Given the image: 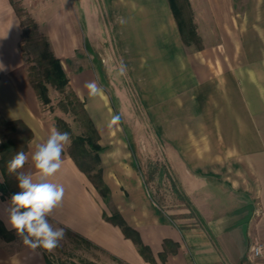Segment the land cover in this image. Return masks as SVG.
Instances as JSON below:
<instances>
[{
  "label": "crops",
  "instance_id": "obj_1",
  "mask_svg": "<svg viewBox=\"0 0 264 264\" xmlns=\"http://www.w3.org/2000/svg\"><path fill=\"white\" fill-rule=\"evenodd\" d=\"M27 1L23 0L25 7L47 36L62 65L81 49L80 31L67 9L70 1H77L83 22L79 27L83 31L86 29L83 46L93 53L88 37L94 28V17L104 11L116 27V36L123 45L119 54L135 82H152L160 91L158 84L163 80L154 79L151 70L164 71L172 60L179 62L176 77L188 70L192 80L195 79L191 89L196 97L197 111L176 112L172 118L171 114H165L163 119L170 118L177 126L174 132L165 133L169 138L165 154L195 211L194 223L175 224L159 214L134 170H129L131 177L121 180L123 196L104 176L103 179L116 208L138 231L159 264L158 255L163 252L165 239L175 245L166 247L163 264H251V245L264 243V81L258 77L264 64L254 68L243 63L244 36L231 33V28L238 27L236 19L231 28L216 36L215 41L203 42L200 47L195 46L183 54L186 43L178 31L168 0H63L61 7L57 0ZM244 1L189 0V4L204 7L212 22L220 14L223 23L231 8L240 7ZM252 1L264 7V0ZM54 2L57 3L54 13L41 18L42 8H51ZM200 35L209 37L208 33ZM21 43L19 16L10 0H0V63L6 68L0 71V115L6 120H21L31 130L32 136L24 149L29 159L21 169L29 173L35 172L32 154L38 145L46 142L55 127L53 121L43 115L41 101L29 81ZM96 67L103 71L98 60ZM88 76L85 71L80 82H89ZM142 87L147 98L154 97L151 88L144 84ZM177 101L181 103L182 100ZM107 103L111 108L109 99L108 102L101 99L100 110L95 109V112L92 103L86 102L85 107L89 116L96 120L98 111L105 110ZM180 120L191 121L190 127L177 124ZM62 159L61 169L50 181L62 184L65 195L52 210L50 221L125 264H151L139 254L136 245L124 236L119 226L103 217L105 209L101 196L66 151ZM4 179L0 165V182ZM10 196H2L0 192V206L5 205ZM0 221L10 230V226H6V212H0ZM11 231L14 235L15 231ZM15 241L16 238L6 240L0 235V264H6L2 261L6 244Z\"/></svg>",
  "mask_w": 264,
  "mask_h": 264
},
{
  "label": "rangeland",
  "instance_id": "obj_2",
  "mask_svg": "<svg viewBox=\"0 0 264 264\" xmlns=\"http://www.w3.org/2000/svg\"><path fill=\"white\" fill-rule=\"evenodd\" d=\"M12 1L17 7H23L27 10L23 0ZM245 1L240 7L231 8L228 18L224 16L223 23L220 14L215 16L213 22L210 21V16L208 15L207 18L204 7H186L184 15L187 17L190 14L192 21L197 19V21H193L195 31L203 35L208 33L209 37L207 39L200 35L199 40L191 39L189 45L183 44V54L184 51L189 52L195 46L203 45V42L215 41L216 36H220L222 30L231 28L232 23L237 22L238 27H234L237 29L233 30L231 28V33L237 37H239L238 35L241 36V34L244 36L242 43V46H244L243 63L246 67L253 66L254 68L257 65L264 64V7L256 6V3H253L252 0L249 3L247 2V5ZM57 2L60 3L59 7H61L63 0H57ZM74 3L70 1L67 9H69L75 19V25L81 34L82 44L80 51L76 55L68 61H63V66L70 80V87L84 103H92L94 112L95 109L100 110L98 103H100L101 99L104 102H108V99L110 100L111 108H109L107 103L105 110L98 111V119L95 120L91 117L99 133L98 142L101 145V149L98 151L100 157L98 165L102 168V176L106 178V182H109L117 193L123 196L125 191L120 185L121 180L131 177L132 171L129 170H134L135 174L142 179L144 187L159 214L163 215L166 220L170 219L175 224L194 223L195 211L183 193L165 154V149L169 145V138L165 133L169 134L172 130L174 132V128L177 129V126H175V122L172 119H163V116L171 114L172 118L176 112L190 114L197 111L196 97L193 96L191 89V82H194L195 79L193 78L194 81L192 80L188 70L180 74L181 77H176L179 62L172 60L166 64L168 68L164 71L157 73L151 70V75H153L154 79L160 78V80H163L158 84L161 88L160 91L153 87L152 82H135L130 72L125 69L123 56L119 54L120 49H123V45L116 36V27L110 22L111 18L105 15L103 8V12L97 9L98 13L96 10L99 15L94 17V28L90 32L91 37H88V46L90 45L93 50V53H91L90 50L83 46V36L86 33V29L84 28L83 31L79 27L80 22L81 25L83 24L81 10L79 11L77 1H74ZM52 4V6L49 5L51 8H42L41 18L49 17L54 13L57 3L55 4L54 2ZM28 5H30V2ZM27 12L25 11L23 19L25 27L30 29L26 15L29 17L32 15L28 10ZM154 22L157 25V20H154ZM38 31L44 34L39 25ZM211 34L212 36H210ZM249 34H252L251 38ZM34 40L37 43L39 42L38 38ZM22 50L26 69L39 66L35 59L36 45L25 41L23 42ZM250 58L251 62L249 61ZM97 60L102 64V72L96 67ZM121 68L124 69L123 72H121ZM85 71L89 75L90 81H95L98 86L103 88L102 95L96 97L88 96L87 89L84 87L86 82H80ZM101 73L104 75L102 78ZM158 74L160 75L159 77H157ZM258 74V77L264 81V70H259ZM142 84L151 88L148 89L153 92V98H147ZM46 86L50 101L45 104L41 103L43 115L53 122L54 117L59 116L66 120L73 135L84 134L85 127L79 115L71 111L65 112L59 107L58 102L63 98L64 94L56 90L50 83H46ZM177 99L182 100L181 103ZM114 114H119L121 121L119 124L110 127L109 121ZM190 122L189 120H180L177 124L188 129ZM0 133L4 137L11 138L16 144L15 148L4 159L3 166L7 172L6 179L10 187L17 188L15 174H9L7 164L18 151L23 150L26 131L20 126H15L14 130H10L8 127L1 125ZM73 149L70 143V145L65 146L64 151L68 153ZM79 159L86 166H97L93 159L88 160L84 157H79ZM94 172V168L90 170V173ZM123 200H125L124 197ZM103 204L107 214L118 210L111 198V194L108 202L105 203L103 201ZM185 217H189V219H183ZM190 217L193 218L190 219ZM51 224L54 228L61 227L52 222ZM64 230V239L51 252L42 248L31 249L24 245L14 233L12 239L16 238V241L12 244H6V254L2 261H5L6 264H14L15 262L19 264H39L45 263V259H47L50 264H125L123 261L107 255L92 246L67 229L64 228Z\"/></svg>",
  "mask_w": 264,
  "mask_h": 264
},
{
  "label": "trees",
  "instance_id": "obj_3",
  "mask_svg": "<svg viewBox=\"0 0 264 264\" xmlns=\"http://www.w3.org/2000/svg\"><path fill=\"white\" fill-rule=\"evenodd\" d=\"M10 1L19 16L20 24L22 27L21 53L23 56V60H25L22 50L23 42L29 41L31 44L37 46L35 59L39 66L27 68L29 81L35 89L41 103L45 104L50 101L46 86V83H50L53 87H55L56 90L64 94L63 98H61L58 102L61 110L65 112L71 111L75 114H78L80 119L83 120L85 133L80 135H73L72 130L67 124L66 120L59 116L54 117L53 125L55 129H58L61 132H69L71 136V145L74 148L73 150L68 152L69 156L73 159L77 167L83 173H85L89 181L97 190L98 194L106 203L110 199V189L103 179L102 168L98 165L100 162L98 151L101 149V145L98 142V130L86 110L84 101L80 99L75 91L70 87L69 78L63 68L62 62L60 58L53 53L47 36L38 31V24L36 20L32 16L29 17L28 15L26 16L29 21L30 29H27L25 27L23 19V15L25 14V11L27 12V10H25L23 7H17L12 0ZM168 2L183 41L186 44H190L189 42L191 39L199 40L200 38L194 29L191 15L189 14L187 17L184 15L185 8L190 6L189 0H168ZM35 38H38V43L35 42ZM198 47H200V45H198ZM1 125L8 127V129L10 130H14L15 126H20L26 131L25 144L22 150L24 151L27 141L32 136L31 130H29V128L21 120H6L0 115V126ZM15 146L16 144L11 138L4 137L2 133H0V165L3 175L5 176L4 181L0 182V192L2 196L12 195L13 193L19 191L18 187H10L6 179L7 172L5 171L3 166L4 159L12 151V149L15 148ZM79 157H84L88 160L93 159L97 166H86L79 159ZM93 168L95 169V172L90 173V170ZM103 217L120 227L124 236L132 240V242L136 245L139 254L146 261H149L151 264H159L153 256L149 246L141 240L138 231L125 221L118 210H115L110 214H107L105 211H103ZM0 235L6 240L13 238V231L7 230L1 221ZM81 239L87 242L86 239ZM172 244L174 243L169 239H165L163 241V252L159 253L158 255L161 261L160 264H163L165 261L166 247H169ZM45 264H50V262L45 259Z\"/></svg>",
  "mask_w": 264,
  "mask_h": 264
},
{
  "label": "clouds",
  "instance_id": "obj_4",
  "mask_svg": "<svg viewBox=\"0 0 264 264\" xmlns=\"http://www.w3.org/2000/svg\"><path fill=\"white\" fill-rule=\"evenodd\" d=\"M5 70L3 63H0V71ZM84 87L89 97L102 95L104 91L95 81L86 82ZM120 121L121 116L114 114L109 126L117 125ZM70 143L69 132L53 128L46 142L38 145L31 156L35 172L21 171L29 159L25 151H18L8 161L7 171L15 174L19 191L0 206V212L7 213L6 226H10L22 243L33 250L42 248L51 252L65 237L64 228H54L49 219L52 210L62 202L65 188L62 184L51 182L50 178L61 169L62 153Z\"/></svg>",
  "mask_w": 264,
  "mask_h": 264
},
{
  "label": "built area",
  "instance_id": "obj_5",
  "mask_svg": "<svg viewBox=\"0 0 264 264\" xmlns=\"http://www.w3.org/2000/svg\"><path fill=\"white\" fill-rule=\"evenodd\" d=\"M264 243L256 242L251 245V264H264Z\"/></svg>",
  "mask_w": 264,
  "mask_h": 264
}]
</instances>
